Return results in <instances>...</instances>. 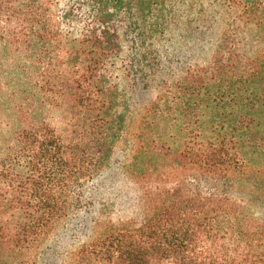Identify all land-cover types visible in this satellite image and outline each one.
<instances>
[{"label":"trees","instance_id":"trees-1","mask_svg":"<svg viewBox=\"0 0 264 264\" xmlns=\"http://www.w3.org/2000/svg\"><path fill=\"white\" fill-rule=\"evenodd\" d=\"M109 174L67 264H264V0H0V264Z\"/></svg>","mask_w":264,"mask_h":264},{"label":"rangeland","instance_id":"rangeland-1","mask_svg":"<svg viewBox=\"0 0 264 264\" xmlns=\"http://www.w3.org/2000/svg\"><path fill=\"white\" fill-rule=\"evenodd\" d=\"M125 154H128L129 147L125 145L123 149ZM123 154V153H120ZM119 159V162H118ZM116 162L123 163L122 157H118ZM144 161H147L144 158ZM113 175H107L103 180H94L90 182L87 187L86 196L81 207L72 213L71 217L66 220L60 227L57 235L48 244V249L43 254L42 264H67L69 263L72 251L79 245L89 239L92 227V218L98 215L102 203H106L111 207V203H115V196L110 186L120 187V183L116 182ZM111 199V200H110ZM95 201V203H91ZM115 205V204H114ZM122 207L123 204H120ZM94 206V207H93ZM121 206L116 205V208ZM112 207L110 209H114ZM123 209V208H122ZM109 211V210H108ZM122 211V210H118ZM127 213V212H126ZM128 215H131L129 212Z\"/></svg>","mask_w":264,"mask_h":264}]
</instances>
